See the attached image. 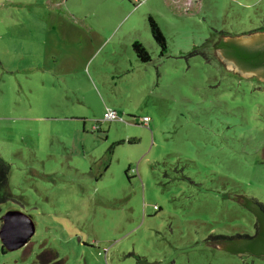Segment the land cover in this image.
Wrapping results in <instances>:
<instances>
[{"label":"rangeland","instance_id":"1","mask_svg":"<svg viewBox=\"0 0 264 264\" xmlns=\"http://www.w3.org/2000/svg\"><path fill=\"white\" fill-rule=\"evenodd\" d=\"M263 24L264 0H0V228L36 225L0 264H264L211 239L254 231L236 195L264 203V85L214 52Z\"/></svg>","mask_w":264,"mask_h":264},{"label":"trees","instance_id":"2","mask_svg":"<svg viewBox=\"0 0 264 264\" xmlns=\"http://www.w3.org/2000/svg\"><path fill=\"white\" fill-rule=\"evenodd\" d=\"M149 22L151 25V33L153 35V38L160 47V54L164 55L167 50L166 37L155 18L149 17ZM253 32H264V24L252 29L247 34ZM224 36L226 38L227 35L225 34ZM133 49L137 57L141 61L148 62L151 60V55L149 51L140 41H135L133 43ZM217 50H221V52H223L228 58H230L233 62L239 65L242 69H246L247 71L256 70L261 72L262 74L254 75L252 78L248 79L243 76L239 71H230L224 68L226 72H228V74L231 75L233 78L236 77L240 80V82L243 83H251L256 81L259 84L264 85V81L261 79L262 76L264 77V44L251 47L243 46L236 40H234V38H231L230 40L225 39L216 43L214 47V52H217ZM218 57L216 56L215 59L221 63L222 61H220ZM223 64L222 67H225ZM259 105L264 107V104L254 102L253 107L251 109V113H253L254 109L258 110L257 107ZM10 169L11 166L9 165V163L6 162L4 159L0 158V206L13 198L8 185V175L10 173ZM244 199H241L242 202L246 200L245 203L255 215L254 231L248 233H236L232 235L217 234L211 236V239L222 246L226 245V242H230V250L236 253H247L264 257V203L256 198H247L245 200Z\"/></svg>","mask_w":264,"mask_h":264},{"label":"water","instance_id":"3","mask_svg":"<svg viewBox=\"0 0 264 264\" xmlns=\"http://www.w3.org/2000/svg\"><path fill=\"white\" fill-rule=\"evenodd\" d=\"M231 38H234L238 43H240L243 46H259L261 44H264V33H256L249 36L244 37H222L221 40H230ZM219 41V42H220ZM221 60L228 64V70H234V71H242L245 77H253L254 72L246 73V69H242L239 65H237L235 62H233L230 58H228L221 50H217ZM257 75H262L261 72H257ZM263 78V76H262ZM260 152L264 156V148L260 150ZM244 197V196H242ZM241 195H236L234 199L237 201V203L241 206L247 207L246 198H242ZM241 199H244L245 201L242 202ZM249 209V208H248ZM250 210V209H249ZM251 211V210H250ZM252 212V211H251ZM254 214V213H253ZM2 220V226L0 228V237L2 240V243L4 247H6L8 250H15L18 248H21L22 246L26 245L29 241V239L34 235L36 231V225L32 218L30 216H27L19 211H8L6 214L1 216ZM230 242H226V245L222 246L219 243L217 244L218 247L227 250L229 252L236 253L232 250H230ZM240 255L239 253H236ZM245 255H252L244 253ZM258 258L264 259L262 256L254 255Z\"/></svg>","mask_w":264,"mask_h":264},{"label":"built area","instance_id":"4","mask_svg":"<svg viewBox=\"0 0 264 264\" xmlns=\"http://www.w3.org/2000/svg\"><path fill=\"white\" fill-rule=\"evenodd\" d=\"M118 119V112L114 109L107 108V110L104 112L103 120L105 121H112ZM150 121V117L145 116L142 119V123L148 124Z\"/></svg>","mask_w":264,"mask_h":264},{"label":"flooded vegetation","instance_id":"5","mask_svg":"<svg viewBox=\"0 0 264 264\" xmlns=\"http://www.w3.org/2000/svg\"><path fill=\"white\" fill-rule=\"evenodd\" d=\"M239 72L244 76V74L242 73V71H239ZM249 72H254V74H256V75L258 74V73H257L258 71H256V70H255V71H247V70H246V73H249ZM253 76H254V75H253ZM261 79L264 81V77L261 78ZM29 240H30V239H29Z\"/></svg>","mask_w":264,"mask_h":264},{"label":"crops","instance_id":"6","mask_svg":"<svg viewBox=\"0 0 264 264\" xmlns=\"http://www.w3.org/2000/svg\"><path fill=\"white\" fill-rule=\"evenodd\" d=\"M43 6H44V5H43ZM135 41H138V40H134L133 43H134ZM133 43H132V44H133ZM132 46H133V45H132Z\"/></svg>","mask_w":264,"mask_h":264}]
</instances>
